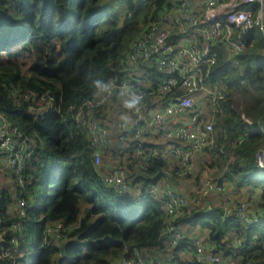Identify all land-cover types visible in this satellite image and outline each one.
<instances>
[{
  "label": "trees",
  "instance_id": "16d2710c",
  "mask_svg": "<svg viewBox=\"0 0 264 264\" xmlns=\"http://www.w3.org/2000/svg\"><path fill=\"white\" fill-rule=\"evenodd\" d=\"M109 1L0 0V113L37 143L24 171L28 211L16 264H109L121 255L149 264L157 258L154 253H166L162 201L159 191L150 189L166 177H178L176 158L155 155L142 168L124 144L108 148L121 158L129 183L130 192L120 194L103 183L88 139L72 119L81 102L100 89L95 81L104 84L125 74V51L145 21L138 13L148 2L156 11L165 0H116L112 6ZM248 37L254 39L250 48L233 58L220 51L211 70L208 82L221 85L227 97L214 117L215 144L201 152L208 155L210 167L220 165L218 183L257 186L263 211L259 222L247 227L223 217L221 205L209 211L195 203L196 192L187 197L176 225L189 236L190 227L205 229V240L214 246L209 263L197 262L187 244L179 245V257L183 247L192 253L184 259L188 264H264V168L254 164L255 151L264 142V36L252 28ZM25 54L32 61L24 70L18 59ZM149 77L156 82L163 76L154 72ZM18 92H32L35 99L43 92L54 96L65 121L56 115L51 128L47 120L41 124L29 112L28 100L14 101ZM234 93L241 112L232 105ZM138 145L165 146L150 131ZM11 202V192L1 190L0 212L6 221L11 220ZM59 221L75 227L59 244L53 237L43 244L45 227ZM238 239L242 247L236 245ZM0 264L11 262L0 259Z\"/></svg>",
  "mask_w": 264,
  "mask_h": 264
},
{
  "label": "built area",
  "instance_id": "2783aa9c",
  "mask_svg": "<svg viewBox=\"0 0 264 264\" xmlns=\"http://www.w3.org/2000/svg\"><path fill=\"white\" fill-rule=\"evenodd\" d=\"M151 3L138 13L145 21L125 51V74L109 77L103 84L106 88L83 100L72 119L88 139L94 166L101 165L108 148L124 144L126 154L142 168L155 155L172 154L178 163L175 174L182 177L193 173L194 155L215 144L214 117L227 97L221 85L208 82L219 52L225 51L229 58L245 52L254 43L248 37L252 28L264 36V0H165L156 11ZM154 72L163 77L153 82L149 76ZM134 95L142 96L140 104L132 109L125 107V102ZM236 96L232 94V105ZM13 99L16 103L28 100L29 112L41 124L47 120L50 128L56 115L65 121V113L57 100L47 92L39 99L32 92H18ZM114 107L129 114L131 119L110 118L109 112ZM147 131L165 146L138 145ZM169 142L174 144L167 145ZM36 148L33 138L0 113V192L7 189L12 194L7 209L11 220L6 221L0 212V259L11 264H16L21 254L19 241L28 211L24 171ZM219 151L224 152L222 148ZM254 164L264 168V142L255 151ZM101 178L106 186L120 194L130 192L122 165L112 167ZM224 181L209 180L195 193L193 201L211 211L213 206L207 202L209 195L213 191L222 193L223 217L232 216L247 227L258 223L263 211L261 199L256 198L258 187L253 186L246 200L232 203ZM158 191L165 214L163 236L167 258H155L149 264H188L175 254L181 244H187L197 262L211 263L213 244L187 235L175 223L187 202L186 196L175 192L165 180L150 189L153 193ZM74 227L60 221L47 225L42 243L47 244L49 237H53L59 244ZM243 243L241 239L236 240L238 247ZM109 264L143 263L121 255L112 257Z\"/></svg>",
  "mask_w": 264,
  "mask_h": 264
},
{
  "label": "crops",
  "instance_id": "0c3cea01",
  "mask_svg": "<svg viewBox=\"0 0 264 264\" xmlns=\"http://www.w3.org/2000/svg\"><path fill=\"white\" fill-rule=\"evenodd\" d=\"M109 117L114 118V120L123 118L125 120H130L131 116L127 113H122L117 107H114L110 112H109ZM113 136L115 135V132L112 131L111 133ZM208 155H206L203 152H197L194 157H193V166H194V171L192 176H182V177H166V181H168L169 185L171 188L177 192L181 193L188 197V199L198 190H200L202 187L205 186V184L212 179H219L220 176L222 175V169L221 172L219 173L218 177L214 170V168L210 167L208 164H205V159H207ZM209 158V157H208ZM121 164V158L118 156L111 155L108 152H105L103 154V159L101 162V165L98 168L100 174H105L106 172L109 171L114 166L120 165ZM217 170V169H216ZM215 174V175H214ZM169 175V174H168ZM167 178L169 180H167ZM226 182V181H225ZM226 192H228L232 198V203L244 201L249 197L251 190L253 189L254 185L247 186V187H235L232 182L228 181L227 183H224ZM257 188V187H256ZM258 200L260 199V190L257 188V197ZM207 202H209L212 205H217V206H222V193H216L212 192L208 199ZM188 233L190 236H196L202 239L203 241H206L205 239L207 238V231L205 229L201 228H193L190 227L188 229ZM157 255L158 259H163L166 260L167 256L165 252H160V253H154ZM179 255L183 259L191 258L192 253L190 250L186 247H183L179 251ZM221 261V259H219Z\"/></svg>",
  "mask_w": 264,
  "mask_h": 264
},
{
  "label": "rangeland",
  "instance_id": "374dc122",
  "mask_svg": "<svg viewBox=\"0 0 264 264\" xmlns=\"http://www.w3.org/2000/svg\"><path fill=\"white\" fill-rule=\"evenodd\" d=\"M109 4L112 6V5H116L117 4V2H116V0H110L109 1ZM142 19V18H141ZM137 20H139V19H137ZM140 21V20H139ZM142 24V23H141ZM141 24H140V27H141ZM139 27V28H140ZM139 30V29H138ZM31 61H32V56L31 55H29V54H25L22 58H19L18 59V62L19 63H21L22 64V67H23V69L25 70V69H27V67H28V65L31 63ZM233 105H234V107L237 109V111L238 112H241V105H240V99L236 96V98H235V100H234V102H233ZM209 161V159L207 158V159H205V164H207V162ZM212 168H214V170H212L213 172H215L216 173V175H217V177H218V175H219V173L221 172V168H220V165H218V164H214V166L212 167ZM217 169V170H216ZM215 175V174H214ZM219 262V261H218Z\"/></svg>",
  "mask_w": 264,
  "mask_h": 264
},
{
  "label": "clouds",
  "instance_id": "9594fccd",
  "mask_svg": "<svg viewBox=\"0 0 264 264\" xmlns=\"http://www.w3.org/2000/svg\"><path fill=\"white\" fill-rule=\"evenodd\" d=\"M95 85L97 88H101V89L106 88V85H103L99 80L95 81ZM141 100H142V96L134 95L132 99L125 102V107L129 109L136 108L137 105L140 104Z\"/></svg>",
  "mask_w": 264,
  "mask_h": 264
},
{
  "label": "water",
  "instance_id": "95a60500",
  "mask_svg": "<svg viewBox=\"0 0 264 264\" xmlns=\"http://www.w3.org/2000/svg\"><path fill=\"white\" fill-rule=\"evenodd\" d=\"M242 116H244V115L242 114ZM61 250L64 251V248H61Z\"/></svg>",
  "mask_w": 264,
  "mask_h": 264
}]
</instances>
